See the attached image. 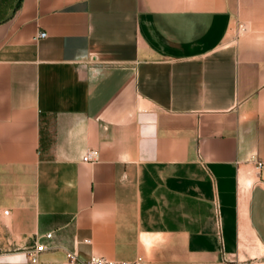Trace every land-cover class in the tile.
Instances as JSON below:
<instances>
[{
	"label": "crops",
	"instance_id": "crops-1",
	"mask_svg": "<svg viewBox=\"0 0 264 264\" xmlns=\"http://www.w3.org/2000/svg\"><path fill=\"white\" fill-rule=\"evenodd\" d=\"M243 8L0 0V264L258 263L264 44L232 30Z\"/></svg>",
	"mask_w": 264,
	"mask_h": 264
},
{
	"label": "rangeland",
	"instance_id": "rangeland-1",
	"mask_svg": "<svg viewBox=\"0 0 264 264\" xmlns=\"http://www.w3.org/2000/svg\"><path fill=\"white\" fill-rule=\"evenodd\" d=\"M242 1L243 5L246 4V8H243L245 15L243 14L242 18L239 19L238 12H236L232 30L236 31L237 36H247L253 42L264 44V0ZM240 25L245 26L246 30L244 32L239 31ZM251 256L258 257L257 264H264V251H261V249H256L255 252L251 253Z\"/></svg>",
	"mask_w": 264,
	"mask_h": 264
},
{
	"label": "built area",
	"instance_id": "built-area-1",
	"mask_svg": "<svg viewBox=\"0 0 264 264\" xmlns=\"http://www.w3.org/2000/svg\"><path fill=\"white\" fill-rule=\"evenodd\" d=\"M246 30L244 25L239 26V31L244 32ZM46 34L43 32H40L35 39L37 38H43L45 37ZM99 159V152L95 149H89L85 152L82 161L83 162H88V163H94ZM262 166V163L258 162L257 167L260 168ZM7 213V211L5 212ZM51 233H47L45 236L47 238L51 237ZM47 247L40 243V242H35L34 246L31 249V254H30V261L32 263H36L38 259V255L43 252ZM67 257L70 259L72 264H144V258L142 256H137L133 260H112L105 258L103 256H97L94 255L92 256L89 260L86 261H79L77 257L75 256L74 253H67Z\"/></svg>",
	"mask_w": 264,
	"mask_h": 264
}]
</instances>
